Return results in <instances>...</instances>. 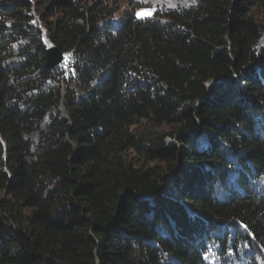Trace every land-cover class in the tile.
Returning a JSON list of instances; mask_svg holds the SVG:
<instances>
[{"label": "trees", "instance_id": "1", "mask_svg": "<svg viewBox=\"0 0 264 264\" xmlns=\"http://www.w3.org/2000/svg\"><path fill=\"white\" fill-rule=\"evenodd\" d=\"M180 1L0 0V264H264V0Z\"/></svg>", "mask_w": 264, "mask_h": 264}, {"label": "rangeland", "instance_id": "2", "mask_svg": "<svg viewBox=\"0 0 264 264\" xmlns=\"http://www.w3.org/2000/svg\"><path fill=\"white\" fill-rule=\"evenodd\" d=\"M130 0H115L116 5L118 7V15L117 17L120 18V16H122V14L127 11L129 9V5L128 2ZM134 3H141L143 4L145 7L144 10H150L151 11V15H147V16H141L138 15V13H140L141 11H139L137 13V17L140 19H144V18H148L151 17L155 12H157L158 10H169L172 9L173 7L179 6L181 3L180 0H132ZM45 44L46 46L52 47L53 45L50 43L47 34L45 32ZM65 56V61L63 62V64L59 67L61 69L66 70L67 69V64H68V55H64ZM62 111L65 114V109L64 107H62ZM174 128L170 127V126H164L161 129H159V132H172ZM167 142L169 144H176L177 141L176 140H171V139H167ZM166 195L170 196V197H175V198H180V189L176 186H171V188H167L165 190ZM233 258V257H232ZM233 261V259H232ZM216 263L218 262L217 260L215 261ZM247 262L245 260H241V261H237L236 264H246ZM232 264H235V262L233 261ZM260 264H262L260 262Z\"/></svg>", "mask_w": 264, "mask_h": 264}, {"label": "water", "instance_id": "3", "mask_svg": "<svg viewBox=\"0 0 264 264\" xmlns=\"http://www.w3.org/2000/svg\"><path fill=\"white\" fill-rule=\"evenodd\" d=\"M65 61V56L60 50L55 47L48 48V61H47V68L50 70H54L59 68L63 62Z\"/></svg>", "mask_w": 264, "mask_h": 264}, {"label": "snow or ice", "instance_id": "4", "mask_svg": "<svg viewBox=\"0 0 264 264\" xmlns=\"http://www.w3.org/2000/svg\"><path fill=\"white\" fill-rule=\"evenodd\" d=\"M138 15H141V16L151 15V11L150 10H142L140 13H138Z\"/></svg>", "mask_w": 264, "mask_h": 264}]
</instances>
